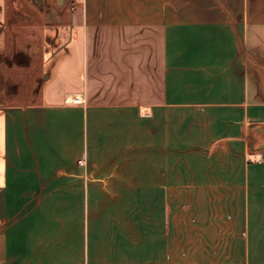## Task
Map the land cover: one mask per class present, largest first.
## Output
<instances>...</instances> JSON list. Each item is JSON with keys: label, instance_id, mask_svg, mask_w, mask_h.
I'll use <instances>...</instances> for the list:
<instances>
[{"label": "crops", "instance_id": "0c3cea01", "mask_svg": "<svg viewBox=\"0 0 264 264\" xmlns=\"http://www.w3.org/2000/svg\"><path fill=\"white\" fill-rule=\"evenodd\" d=\"M257 127L264 0H0V264H264Z\"/></svg>", "mask_w": 264, "mask_h": 264}, {"label": "rangeland", "instance_id": "374dc122", "mask_svg": "<svg viewBox=\"0 0 264 264\" xmlns=\"http://www.w3.org/2000/svg\"><path fill=\"white\" fill-rule=\"evenodd\" d=\"M34 62H37V60H38V56L37 57H34V59H32ZM35 75V73H34V71L33 70H29V72H28V80H30V82H32V78H33V76ZM30 83H28V85H29ZM32 87H34L33 86V84H32V86L30 87V89L32 88Z\"/></svg>", "mask_w": 264, "mask_h": 264}, {"label": "water", "instance_id": "95a60500", "mask_svg": "<svg viewBox=\"0 0 264 264\" xmlns=\"http://www.w3.org/2000/svg\"><path fill=\"white\" fill-rule=\"evenodd\" d=\"M62 1V0H59ZM257 130H259L264 135V129L261 127H257ZM259 148H264V143L259 146Z\"/></svg>", "mask_w": 264, "mask_h": 264}]
</instances>
